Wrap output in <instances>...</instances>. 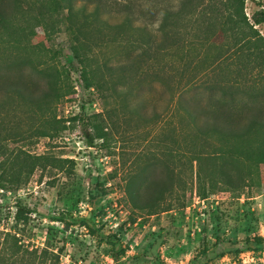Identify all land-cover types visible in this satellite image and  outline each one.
Here are the masks:
<instances>
[{
    "label": "rangeland",
    "instance_id": "rangeland-1",
    "mask_svg": "<svg viewBox=\"0 0 264 264\" xmlns=\"http://www.w3.org/2000/svg\"><path fill=\"white\" fill-rule=\"evenodd\" d=\"M132 1L152 10L180 0ZM263 6L246 0L248 19ZM185 18L175 15L166 26L182 32L172 38L182 52L190 47L183 46ZM111 28L87 35L94 66L123 61L128 42L141 38ZM255 29L264 37V22ZM18 37L20 45H49L42 32ZM92 37L105 45L98 49ZM214 38L226 44L224 34ZM53 48L61 49L62 97L52 105L57 131L41 136L39 111L0 94V264L16 245L15 264H40L33 251H46L42 264H117L116 251L128 264H264V128L239 137L198 135L191 119L174 115V89L187 99L208 96L203 75L184 85L197 59L182 78L161 83L159 57L141 81L133 71L126 88L97 90L81 80L64 28ZM175 49L164 61L174 68L183 61ZM23 52L0 30V58ZM210 76L220 81L219 72ZM250 80L253 91L244 96L263 98V79ZM103 113L96 120L106 135L91 140L93 130L79 116Z\"/></svg>",
    "mask_w": 264,
    "mask_h": 264
},
{
    "label": "trees",
    "instance_id": "trees-1",
    "mask_svg": "<svg viewBox=\"0 0 264 264\" xmlns=\"http://www.w3.org/2000/svg\"><path fill=\"white\" fill-rule=\"evenodd\" d=\"M245 1L180 0L175 6L170 4L159 9L154 6L147 10L132 0H0V30L24 50L0 58V94L15 97L39 111L42 125L40 121L36 131L41 136L49 134V130H58L52 105L62 97L56 68L61 49H54L53 41L64 28L69 51L79 65L80 78L87 88L102 90L105 85L111 89L119 85L126 88L133 71L136 81H141L159 57L155 74L161 83H165L169 79L184 77L189 71V63L197 59L196 66L199 67L191 70L195 73L187 76L184 85H189L197 75H203L199 80L207 77L203 88L208 96L204 100L200 96L187 99L177 91L180 89H174V115L182 113L191 119L198 135L213 133L239 137L253 128H264V97L244 96L253 91V86H249L250 79L254 83L264 81V37L255 29L264 22V6L252 15L250 22L245 13ZM175 15L186 16L188 26L184 33L189 42L183 46H190L186 52H182L180 46L175 49L177 40H172L179 38L182 32L166 29ZM111 18L115 21L110 22ZM95 25L98 27H93ZM101 26L117 30L126 27L141 38L128 42L129 49L123 61L107 64L104 60L101 65L94 66V52L88 36L91 38L90 31ZM39 32L49 43L47 47L20 45L18 36H36ZM222 34L227 41L220 47L214 37ZM93 40L98 41V49L105 45L102 39ZM174 49L182 52L179 56L183 60L176 68L164 62L174 56ZM39 66L44 67L38 69ZM217 72L220 81H207L210 73L215 75ZM261 89H264V82ZM101 115L104 113L91 119L79 116L82 126H90L93 130L91 140L104 139L106 135L96 120ZM9 250L11 254L3 261L15 264L14 259L21 251L17 245L16 249ZM28 254L40 264L47 256L46 251L38 255L36 251ZM113 258L117 264H128L121 261L117 251Z\"/></svg>",
    "mask_w": 264,
    "mask_h": 264
}]
</instances>
